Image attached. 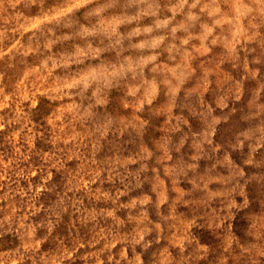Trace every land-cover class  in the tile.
<instances>
[{
	"label": "rangeland",
	"instance_id": "obj_1",
	"mask_svg": "<svg viewBox=\"0 0 264 264\" xmlns=\"http://www.w3.org/2000/svg\"><path fill=\"white\" fill-rule=\"evenodd\" d=\"M179 3L0 0V264H264V5Z\"/></svg>",
	"mask_w": 264,
	"mask_h": 264
},
{
	"label": "clouds",
	"instance_id": "obj_2",
	"mask_svg": "<svg viewBox=\"0 0 264 264\" xmlns=\"http://www.w3.org/2000/svg\"><path fill=\"white\" fill-rule=\"evenodd\" d=\"M85 2H90V0H85ZM254 3L256 4H261L264 5V0H254ZM189 4V0H180L179 3V7L183 8L184 5H188ZM201 4V0H193V3L191 5H189V11H188V19L189 20H197L200 18V15L202 13L207 12L209 16H215L219 13H221L222 9L219 6V0H210L209 2H205L203 4V6L200 8V12L199 15H197L195 12L192 11V9H195L197 7V5ZM212 5H216V7H212ZM236 13H237V21H239V16L242 14L241 13V9L239 7H237L235 9ZM247 11L251 12L254 11V9L249 5L247 6ZM262 12H264V8L261 9ZM224 21L223 20H216L214 22V25L212 27H208L207 25H205V27L207 28L209 34H211L213 28H215V25L217 24H222ZM170 23V21H157L156 24L154 25L155 28H161V27H167V25ZM154 27L146 29L144 31L147 32H151ZM239 31V29L237 30V32ZM141 34V30L137 29L134 32V35H140ZM136 47L138 48H143L144 45H137Z\"/></svg>",
	"mask_w": 264,
	"mask_h": 264
}]
</instances>
